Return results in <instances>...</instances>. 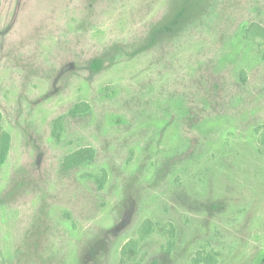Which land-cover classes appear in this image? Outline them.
<instances>
[{"label": "rangeland", "instance_id": "1", "mask_svg": "<svg viewBox=\"0 0 264 264\" xmlns=\"http://www.w3.org/2000/svg\"><path fill=\"white\" fill-rule=\"evenodd\" d=\"M0 264H264V0H0Z\"/></svg>", "mask_w": 264, "mask_h": 264}, {"label": "trees", "instance_id": "2", "mask_svg": "<svg viewBox=\"0 0 264 264\" xmlns=\"http://www.w3.org/2000/svg\"><path fill=\"white\" fill-rule=\"evenodd\" d=\"M2 113L0 111V128L1 126ZM11 144V135L7 131L2 132V145L0 150V163H3L8 155Z\"/></svg>", "mask_w": 264, "mask_h": 264}]
</instances>
